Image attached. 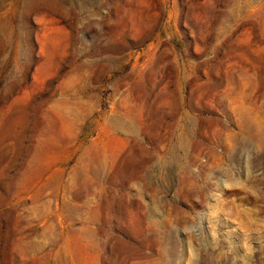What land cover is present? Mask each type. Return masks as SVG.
Segmentation results:
<instances>
[{
	"label": "rangeland",
	"instance_id": "1",
	"mask_svg": "<svg viewBox=\"0 0 264 264\" xmlns=\"http://www.w3.org/2000/svg\"><path fill=\"white\" fill-rule=\"evenodd\" d=\"M164 263L264 264V0H0V264Z\"/></svg>",
	"mask_w": 264,
	"mask_h": 264
},
{
	"label": "bare ground",
	"instance_id": "2",
	"mask_svg": "<svg viewBox=\"0 0 264 264\" xmlns=\"http://www.w3.org/2000/svg\"><path fill=\"white\" fill-rule=\"evenodd\" d=\"M133 9V8H132ZM131 10V9H130ZM133 11V10H132ZM127 12V11H126ZM128 12H129V8H128ZM127 12V13H128ZM133 15H135L134 13H133ZM132 15V16H133ZM126 16V15H125ZM129 16V15H128ZM139 16V15H138ZM127 17V16H126ZM133 17H135V16H133ZM140 18H142V17H140ZM125 20H127V18L126 19H124V21ZM140 20V19H139ZM124 23V22H123ZM125 24V23H124ZM128 24V23H127ZM126 24V25H127ZM136 24V21H135V23L133 24V25H135ZM143 24V23H142ZM60 25V24H59ZM137 25H139V24H137ZM129 27H131V26H129ZM135 27V26H134ZM55 28V27H54ZM59 28V27H58ZM136 28V27H135ZM135 28L133 29V30H135ZM136 30H139V29H136ZM135 30V31H136ZM57 31V30H56ZM55 31V32H56ZM64 31V30H63ZM66 31H68V29L66 30ZM48 32V31H47ZM54 32V33H55ZM58 32H59V30H58ZM58 32H57V34H58ZM54 33H50V37H49V39H48V42H47V61L49 60V58L51 59V54H54L53 53V50H54V48L57 46V44L59 43V40H60V33L58 34V35H53ZM66 33V32H65ZM65 35V34H64ZM66 39V38H65ZM62 41V40H61ZM66 41V40H65ZM44 42V41H43ZM60 44V43H59ZM58 44V45H59ZM67 45V44H66ZM59 48H60V46H59ZM56 49V48H55ZM55 52V51H54ZM46 56V55H45ZM53 56V55H52ZM51 65V64H50ZM48 68H49V66H48ZM40 69H41V67H40ZM48 73V72H47ZM114 120V119H113ZM117 122V121H116ZM118 123V122H117ZM120 123V122H119ZM122 123V122H121ZM123 124V123H122ZM115 125V124H114ZM120 126V125H119ZM123 126V125H122ZM130 133V132H129ZM137 133V132H136ZM126 134V133H125ZM131 134V133H130ZM131 151V150H130ZM104 169V168H103ZM100 172V171H99ZM165 264V263H164Z\"/></svg>",
	"mask_w": 264,
	"mask_h": 264
}]
</instances>
